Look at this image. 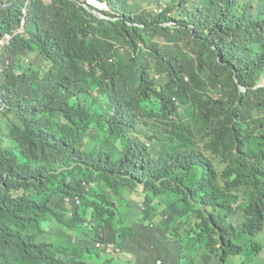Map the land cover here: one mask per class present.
Wrapping results in <instances>:
<instances>
[{
  "label": "clouds",
  "instance_id": "clouds-1",
  "mask_svg": "<svg viewBox=\"0 0 264 264\" xmlns=\"http://www.w3.org/2000/svg\"><path fill=\"white\" fill-rule=\"evenodd\" d=\"M41 1L67 14L59 0H0V11H17L15 23L0 15V264H229L264 256V194L257 196L264 172L243 169L264 159V137L252 111L242 116L244 97L214 81L196 85V96L191 88L150 90L142 58L117 66L124 53L102 46L100 21L121 19L109 2L114 18L102 13V0H68L92 25L76 44L58 45L57 20L39 11ZM257 67L251 78L233 70L242 92L247 79L264 89ZM104 126L126 142L115 159ZM184 142L186 154L163 156L160 144Z\"/></svg>",
  "mask_w": 264,
  "mask_h": 264
},
{
  "label": "trees",
  "instance_id": "trees-1",
  "mask_svg": "<svg viewBox=\"0 0 264 264\" xmlns=\"http://www.w3.org/2000/svg\"><path fill=\"white\" fill-rule=\"evenodd\" d=\"M105 1L120 14L121 19L107 21L104 25L100 21L97 33L107 52L115 48L118 53H124L118 57L117 66L130 67L136 56L142 58L147 69V73L143 74L147 88L163 91L166 95L191 88L192 94L196 96L195 86L201 82L223 83L232 93L244 97L242 116L249 119V112L252 111L254 130L264 137V89H255L254 80L247 79L249 90L242 92L235 77L231 75L236 69L241 77L251 78L252 72H259L257 66L264 71V0ZM156 1L166 3V13H156L155 9L164 7L162 4L155 7ZM55 3L63 5L67 14L62 16L59 12L54 13L51 6L42 1L38 7L39 11L57 20L54 43L76 44L92 25L88 12L78 9L68 0ZM136 3L140 5L136 6ZM169 13L174 16L169 17ZM92 16L98 20V17ZM107 16L115 17L114 13ZM169 22L174 25L164 27L163 24ZM115 43L123 47L118 48ZM83 68L86 69V65ZM156 73L161 75L159 79L154 78ZM105 80L106 76L102 78V81ZM111 129L104 126L102 134L109 136V155L115 159L120 156L126 142L119 133H112ZM184 138L187 139L186 136ZM160 146L165 158L169 156L167 152L181 156L189 151L185 148L188 147L185 142ZM85 154L89 160H94L90 159L91 152ZM73 158L72 155L70 158L65 156L64 161L72 162ZM247 166L243 169L257 176L264 172V159ZM158 177L159 173L156 179ZM139 180L144 181L146 187L152 181L145 178ZM263 194L264 187L257 192V196L262 199Z\"/></svg>",
  "mask_w": 264,
  "mask_h": 264
},
{
  "label": "rangeland",
  "instance_id": "rangeland-1",
  "mask_svg": "<svg viewBox=\"0 0 264 264\" xmlns=\"http://www.w3.org/2000/svg\"><path fill=\"white\" fill-rule=\"evenodd\" d=\"M131 1V3H134L135 2V0H130ZM156 3V6L155 7H157V5H160V4H164V7L166 6V3L165 2H155ZM18 4V2H16V5ZM140 5V3H136V6H139ZM154 7V8H155ZM96 15L98 16V17H100V18H104L101 14H98V13H96ZM174 24H172V25H170V24H167V26H173ZM40 66H43L42 64H40ZM143 185H141V187H142ZM125 193V192H124ZM124 196H125V194H124ZM113 199L114 200H116L114 197H113ZM132 208H135V206L134 207H132ZM130 211H131V209H130ZM133 211L134 212H138V210L137 209H133ZM213 259V258H212ZM253 262H255V264H263V262H264V256L262 255V256H259V257H257V258H254L252 261H251V259L249 260V259H234V260H232V262H230L229 264H252Z\"/></svg>",
  "mask_w": 264,
  "mask_h": 264
},
{
  "label": "water",
  "instance_id": "water-1",
  "mask_svg": "<svg viewBox=\"0 0 264 264\" xmlns=\"http://www.w3.org/2000/svg\"><path fill=\"white\" fill-rule=\"evenodd\" d=\"M0 15L3 16L10 23L16 22L15 17L17 16V11L15 12L14 10H12L11 7H7L5 9L1 10ZM71 64L74 65V61H72Z\"/></svg>",
  "mask_w": 264,
  "mask_h": 264
},
{
  "label": "bare ground",
  "instance_id": "bare-ground-1",
  "mask_svg": "<svg viewBox=\"0 0 264 264\" xmlns=\"http://www.w3.org/2000/svg\"><path fill=\"white\" fill-rule=\"evenodd\" d=\"M108 2L107 1H105V0H102V3L100 4V8H101V11H102V13H104V14H112L113 12H111L110 10H109V8H108ZM67 161V160H66ZM262 256V255H261Z\"/></svg>",
  "mask_w": 264,
  "mask_h": 264
},
{
  "label": "built area",
  "instance_id": "built-area-1",
  "mask_svg": "<svg viewBox=\"0 0 264 264\" xmlns=\"http://www.w3.org/2000/svg\"><path fill=\"white\" fill-rule=\"evenodd\" d=\"M88 1H89V3L95 2V0H88Z\"/></svg>",
  "mask_w": 264,
  "mask_h": 264
}]
</instances>
